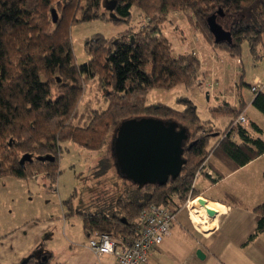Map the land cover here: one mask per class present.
I'll return each mask as SVG.
<instances>
[{
	"label": "trees",
	"instance_id": "obj_1",
	"mask_svg": "<svg viewBox=\"0 0 264 264\" xmlns=\"http://www.w3.org/2000/svg\"><path fill=\"white\" fill-rule=\"evenodd\" d=\"M134 7L144 14L146 25L111 38L102 34L87 38L90 59L76 63L72 26L95 19L130 23ZM174 11L189 12L207 40L229 56L240 59L244 43L252 55L261 56L264 0H0V178L26 179L36 169L54 182L62 143L72 141L100 150L128 119L170 120L187 131L183 170L166 183L118 189L111 204L96 212L74 210L73 195L65 202L67 210L82 217L89 237L98 231L135 237L138 217L150 204L183 207L179 201L197 198V173H208L207 164L202 166L211 154L232 171L264 154V146L236 123L245 110L244 102L211 106V119H202L197 105L187 97L179 98L181 108L148 103L151 90L180 84L192 87L200 73L201 60L192 52L175 54L162 29ZM211 22L229 32L231 41L216 43ZM97 77L107 89L106 107L90 109L86 123L76 124L85 84ZM253 94L254 107L264 114V86ZM221 117L232 119L223 130L216 126ZM26 155L31 159L22 162ZM102 159L107 168L113 167L109 151ZM253 211L256 228L245 244L264 234V202ZM45 256L43 260L32 254L19 264H50L52 256Z\"/></svg>",
	"mask_w": 264,
	"mask_h": 264
},
{
	"label": "rangeland",
	"instance_id": "obj_2",
	"mask_svg": "<svg viewBox=\"0 0 264 264\" xmlns=\"http://www.w3.org/2000/svg\"><path fill=\"white\" fill-rule=\"evenodd\" d=\"M193 21L195 20L191 18L189 12L174 11L169 14L168 19L162 24V29L171 39L175 54L192 52L201 60L197 82L189 88L180 84L172 89L151 90L147 101L148 103L160 102L181 108L178 103L179 98L187 97L197 105L202 119H211L210 107L217 106L214 98H212V61L214 59L216 61L222 60L226 53L219 48H215L212 42L207 40L204 33L195 26ZM146 22L147 20L141 10L134 7L133 18L130 23H113L107 20L95 19L75 24L72 26L70 34L76 63L82 64L90 59L85 49V40L87 38L96 34L111 38L130 28L143 27L147 24ZM259 53L260 57L252 55L248 44L244 43L240 59L227 56L229 63L227 65L228 73L231 81L233 80L232 87L236 90L235 82L239 83L240 90L245 96L253 94L250 85L256 82L255 78H258L259 82L264 84V51L261 50ZM242 78H244V82L241 84ZM227 92L225 93L226 98L221 99L231 100L230 91ZM106 93L107 89L100 83L99 77L94 80H88L79 102L75 123L85 124L86 115L89 114V110L92 108L103 110L106 107ZM252 109L264 121L263 114L255 110V108ZM228 123L229 118L221 117L216 122V126L222 129ZM261 126L264 134V122H261ZM116 136L117 132H112L108 138V144L100 150H90L72 141L62 143V154L58 161L59 175L54 182L36 169V172L31 173L28 178L24 179L31 180L35 184H38L37 181H39L42 184H40L43 189L41 194L36 193L34 189H29L32 190L31 196L33 200H29L28 195L30 192L29 190L25 191L26 186L23 179L12 176L1 177L0 227H2V232L19 230L21 222L30 221L38 217L39 219H46L50 216H57V218L62 216L67 211L65 202L72 195L74 210L78 208L85 212H89V210L90 212H96L99 207L111 204L112 197L118 189L124 190L128 185L134 184L132 180L125 177L123 172L120 173V170L117 169L113 155V143ZM256 138L264 141V136L260 134ZM106 151H109L112 156L113 167L111 168H107L105 166L106 163L102 159ZM44 180L49 186L53 183L52 189L45 187L46 185L42 183ZM204 182L210 183L211 180L201 175L195 183L199 188H203ZM211 183L212 188L207 191L208 196L211 195L213 198H217L225 204H230L236 209L228 216L224 217L222 214L218 216L216 229L220 226L222 227V232L228 231L239 237L245 232H249L255 225L251 208L264 202V156L259 160L253 161L249 166L235 174L227 176L217 185L213 181ZM198 197H201L200 193ZM190 199L192 202L193 198L191 197L188 200ZM188 200L185 203L179 201L178 203L183 207L177 208L178 212L181 210L183 214L189 217V221L192 223L190 219L191 203L189 205ZM236 201L238 204H236ZM194 208L195 206L192 207V210ZM240 211H243L242 220L238 218ZM77 221L80 220L78 219ZM209 223L214 225L216 220ZM191 225L193 226L194 224L192 223ZM178 226H176L177 229ZM113 236L116 239H121L115 233Z\"/></svg>",
	"mask_w": 264,
	"mask_h": 264
},
{
	"label": "crops",
	"instance_id": "obj_3",
	"mask_svg": "<svg viewBox=\"0 0 264 264\" xmlns=\"http://www.w3.org/2000/svg\"><path fill=\"white\" fill-rule=\"evenodd\" d=\"M261 50L264 51V43ZM227 56L228 54H224L222 60L216 61L214 59L212 61V98H214V102L217 105L229 102L233 106H239L244 102L246 107L243 114L247 116L248 123L242 125V129L247 136L263 145L264 141L256 138L259 134L264 136L261 128V122L264 121L252 109L255 108L253 105L255 95L245 96L240 90L239 83L236 82V90L233 89V80L231 81L227 68L229 64ZM255 81H259V79L255 78ZM227 91H230L231 100L229 101L221 99L226 98L225 93H228ZM255 110L259 111L257 108ZM231 120L229 118V123ZM262 156L264 154L255 160H259ZM253 161L236 171H232L216 154H211L207 162V168L213 173L209 175L204 171L201 175L217 185L227 176L249 166ZM46 180L42 183L46 185L47 189H52L53 183L49 186L48 183H45ZM24 181L25 191L34 189L36 193L41 194L43 189L39 181H37L38 184L33 183L31 180ZM211 182H204L203 188H199L195 183V187L201 197L193 200L197 219L193 221L191 215L190 219L193 224L197 223L203 227L202 231L196 225L192 226L189 217L180 210L173 224L171 234L161 244L153 248L147 264H264V234L258 235L255 240L245 244L249 235L254 232L256 222L253 228L249 232H245L241 237L228 231L222 232V227L220 226L216 229L218 216L221 214L224 217L228 216L236 209L230 204H225L221 200L213 198L211 195L208 196L207 191L212 188ZM29 192V200H33L31 196L32 190H29ZM206 200L216 202L217 209L223 208L225 212L218 213L215 217H209L204 207ZM236 204L238 203L236 202ZM255 207L251 208L252 211ZM252 215L255 219L254 211ZM76 218L80 221H77L78 219ZM238 218L242 220L243 211H240ZM214 220H216V223L210 225L211 223L209 222H214ZM176 226H178V229ZM1 228L0 264H19L32 254L38 256L51 255L50 264H118L114 255L108 254L99 257L89 248L90 237L84 230L82 217L76 213L73 214L69 210L58 218L57 216H50L46 219H39L38 217L30 221L21 222L19 230L12 232H2ZM199 250L204 253V259L198 256L197 252Z\"/></svg>",
	"mask_w": 264,
	"mask_h": 264
},
{
	"label": "water",
	"instance_id": "obj_4",
	"mask_svg": "<svg viewBox=\"0 0 264 264\" xmlns=\"http://www.w3.org/2000/svg\"><path fill=\"white\" fill-rule=\"evenodd\" d=\"M211 29L216 43L231 41L230 33L220 25L211 22ZM116 132L113 155L117 169L134 184L166 183L182 172L188 134L178 123L155 117L132 118L124 121ZM30 159L26 155L22 162ZM207 213L210 217L217 215L214 209H208ZM197 253L205 258L201 250Z\"/></svg>",
	"mask_w": 264,
	"mask_h": 264
},
{
	"label": "built area",
	"instance_id": "obj_5",
	"mask_svg": "<svg viewBox=\"0 0 264 264\" xmlns=\"http://www.w3.org/2000/svg\"><path fill=\"white\" fill-rule=\"evenodd\" d=\"M264 84L256 81L251 90L256 93ZM236 123H248L246 115H240ZM205 163L202 167L205 168ZM203 168V170H204ZM207 168V167H206ZM209 174L213 172L206 169ZM197 173V178L201 175ZM190 205L191 199L188 200ZM178 208L174 205L150 204L144 208L138 217V233L135 237L116 239L108 232H95L89 238V248L99 257L112 254L118 264H147L153 248L161 244L171 234L174 222L177 219Z\"/></svg>",
	"mask_w": 264,
	"mask_h": 264
},
{
	"label": "bare ground",
	"instance_id": "obj_6",
	"mask_svg": "<svg viewBox=\"0 0 264 264\" xmlns=\"http://www.w3.org/2000/svg\"><path fill=\"white\" fill-rule=\"evenodd\" d=\"M193 206H194V205H193V201H192V202H191V208H192ZM204 207H205V209H206V212L208 211V209H214V210L217 212V214H218V213H224V212H225V209H223V208H219V209H217L216 202H211V201H208V200H206V202L204 203ZM207 214H208V213H207ZM190 215H191L193 221L197 219V214H196V209H195V208H194L193 210L191 209ZM208 216H209V215H208ZM209 217H210V216H209ZM214 217H215V216H214ZM194 223H195V222H194ZM194 225H196L197 228H198L199 230L202 231V228H203V227H201V226L198 225L197 223H195Z\"/></svg>",
	"mask_w": 264,
	"mask_h": 264
},
{
	"label": "flooded vegetation",
	"instance_id": "obj_7",
	"mask_svg": "<svg viewBox=\"0 0 264 264\" xmlns=\"http://www.w3.org/2000/svg\"><path fill=\"white\" fill-rule=\"evenodd\" d=\"M37 256H38V255H37ZM39 257H41V258L44 260V257H46V256H45V254H44V255H42V256H39Z\"/></svg>",
	"mask_w": 264,
	"mask_h": 264
}]
</instances>
